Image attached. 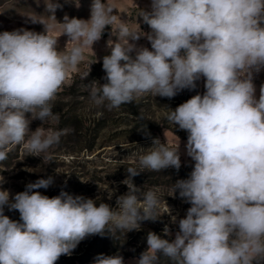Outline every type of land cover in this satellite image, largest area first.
I'll use <instances>...</instances> for the list:
<instances>
[{
	"label": "clouds",
	"instance_id": "clouds-1",
	"mask_svg": "<svg viewBox=\"0 0 264 264\" xmlns=\"http://www.w3.org/2000/svg\"><path fill=\"white\" fill-rule=\"evenodd\" d=\"M46 13L28 15L37 32L20 27L0 32V162L22 146L41 157L59 144L67 129L42 125L59 121L55 101L79 66L107 32L102 57L103 84L85 85L88 98L108 111L151 95L172 99L203 82L202 93L165 119L187 133L185 152L194 162L187 179L171 195L190 207L183 218L171 214L163 236L146 235V249L132 264H264V0H150L139 13L150 31L131 28L112 0H92L90 17L55 16L61 7L44 0ZM79 4L77 3V7ZM139 24V23H138ZM59 30V35H54ZM66 37L61 47L59 37ZM115 38V39H114ZM141 39L150 47L139 43ZM143 119V116L140 117ZM41 125L30 128L33 121ZM152 146L126 168L125 194L116 206L61 190L49 197V176L14 195L0 188V264H56L89 237L140 230L142 222L161 219L156 190L138 187L133 177L181 167L180 139L170 146L141 126ZM4 178L0 176V184ZM115 190L108 191L111 200ZM99 201V202H98ZM18 211L19 220L5 214ZM94 264H125L123 255L100 254Z\"/></svg>",
	"mask_w": 264,
	"mask_h": 264
},
{
	"label": "rangeland",
	"instance_id": "rangeland-1",
	"mask_svg": "<svg viewBox=\"0 0 264 264\" xmlns=\"http://www.w3.org/2000/svg\"><path fill=\"white\" fill-rule=\"evenodd\" d=\"M61 7L57 8L55 16L58 22H63L65 15L70 18L88 19L92 0H54ZM117 6L118 13L126 20L131 28L147 32L149 26L138 17L142 9H147L150 0H112ZM77 3L79 6L77 7ZM50 15L46 13L44 0H0V32L11 31L24 27L37 32L43 31L40 24H32L27 16ZM139 23V24H138ZM54 35H59V30ZM66 37H59L61 47L66 43ZM107 32L102 39L94 44L93 48L99 60L94 61L95 56L88 52L86 59L79 66L80 71H86L90 67L89 75L81 80L78 74H73L70 82L63 88L54 104L53 111L59 115V121L42 125L46 129H67L58 145L41 157L29 155L22 146L13 147L8 158L0 162V176L4 178L0 188L9 190L13 195L24 191L25 185L37 179L53 177L54 183L48 189L39 191L49 197L56 196L61 190L73 195H83L96 199L100 197L103 202L116 206V197L127 192V186L123 181L127 178L126 168L136 166L138 157L147 148L152 146L151 139H146L143 132L138 129L147 124V130L152 137L160 138L161 142L167 140L170 146H174L180 139L181 167L179 170L192 171L194 162L186 155L185 144L187 133L173 128L165 119L168 107L175 109L181 103L192 96L202 93L203 82L196 81L194 89H186L172 99L146 95L132 104L122 105L119 109L108 111L104 107H97L88 98L85 85L93 80L103 84L105 75L102 68V57L109 54L106 49ZM115 39V38H114ZM139 43L150 47L148 42L141 39ZM264 83V72H261L255 80L257 89ZM168 106V107H167ZM143 116V119L140 117ZM41 125L35 120L30 125L35 130ZM174 168L164 171L173 172ZM154 172L145 171L133 177V183L145 190H156L161 197V219L152 222L145 221L138 231L149 229H162L167 224L174 234L178 231L177 224H171V214L178 219L186 215L189 204L178 196H170L172 182L169 179L149 177ZM169 182V183H168ZM114 189L111 200L107 199L108 191ZM99 202V201H98ZM5 214L10 218L19 220L18 211H8ZM137 230L131 232H117L114 236L105 234L96 235L82 241L71 256H61L56 264H94L95 258L100 253L101 244L108 242L110 247L105 255L115 254V245L123 255L125 264H132L138 258L133 255L139 252L136 248Z\"/></svg>",
	"mask_w": 264,
	"mask_h": 264
},
{
	"label": "trees",
	"instance_id": "trees-1",
	"mask_svg": "<svg viewBox=\"0 0 264 264\" xmlns=\"http://www.w3.org/2000/svg\"><path fill=\"white\" fill-rule=\"evenodd\" d=\"M190 174V171H184V170H173V172H166V171H161V172H154L152 174H150L149 177L154 178L155 176L162 177V178H166L171 180L172 182H176L177 180L180 179H187L188 176ZM169 183V182H168ZM149 231H153L155 233H157L158 235L163 236V230L162 229H149L147 231H138L136 234V242L138 243L136 248L139 252H136L133 256L134 257H139L140 253L143 252L146 249V235ZM166 239H171L170 237H164ZM118 244L115 245L114 249L115 251H119L118 250ZM110 245L108 242L102 243L101 244V249H100V253L102 254H106L107 250L109 249ZM161 264H170L169 261L165 260L164 258H161Z\"/></svg>",
	"mask_w": 264,
	"mask_h": 264
}]
</instances>
